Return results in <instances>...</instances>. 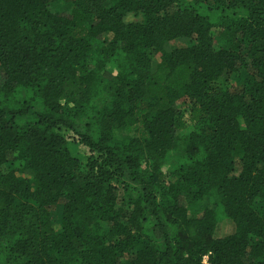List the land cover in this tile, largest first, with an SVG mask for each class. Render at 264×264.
I'll list each match as a JSON object with an SVG mask.
<instances>
[{
    "label": "trees",
    "instance_id": "obj_1",
    "mask_svg": "<svg viewBox=\"0 0 264 264\" xmlns=\"http://www.w3.org/2000/svg\"><path fill=\"white\" fill-rule=\"evenodd\" d=\"M0 264H264V0H0Z\"/></svg>",
    "mask_w": 264,
    "mask_h": 264
},
{
    "label": "rangeland",
    "instance_id": "obj_2",
    "mask_svg": "<svg viewBox=\"0 0 264 264\" xmlns=\"http://www.w3.org/2000/svg\"><path fill=\"white\" fill-rule=\"evenodd\" d=\"M140 19H141V16H140V15H135V14H133V13H129V14H127V15L125 16V18H124V20H125L126 22H139ZM226 80H227L226 78L223 79V80H221V82H222L221 85H222L223 87H227V86H229V83H230V82H228V81H226ZM230 227H231L230 224H228V223H226V222H221V223L219 224V227H218L217 231H216V234H217L218 236H220V235H224V234H226V233L230 230ZM205 263H207V261H206Z\"/></svg>",
    "mask_w": 264,
    "mask_h": 264
},
{
    "label": "built area",
    "instance_id": "obj_3",
    "mask_svg": "<svg viewBox=\"0 0 264 264\" xmlns=\"http://www.w3.org/2000/svg\"><path fill=\"white\" fill-rule=\"evenodd\" d=\"M207 257H208L207 254L203 256V262H204V263L207 261Z\"/></svg>",
    "mask_w": 264,
    "mask_h": 264
}]
</instances>
